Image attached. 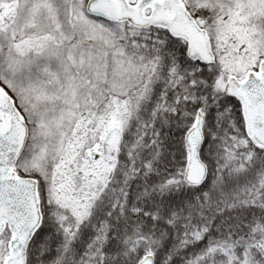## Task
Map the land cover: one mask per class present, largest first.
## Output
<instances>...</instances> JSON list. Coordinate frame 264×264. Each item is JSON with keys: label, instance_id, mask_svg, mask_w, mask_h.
I'll return each instance as SVG.
<instances>
[{"label": "snow or ice", "instance_id": "obj_1", "mask_svg": "<svg viewBox=\"0 0 264 264\" xmlns=\"http://www.w3.org/2000/svg\"><path fill=\"white\" fill-rule=\"evenodd\" d=\"M0 264H264V0H0Z\"/></svg>", "mask_w": 264, "mask_h": 264}]
</instances>
